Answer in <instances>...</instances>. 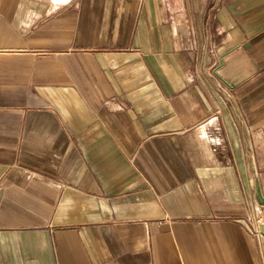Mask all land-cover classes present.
I'll return each instance as SVG.
<instances>
[{
	"label": "crops",
	"instance_id": "crops-1",
	"mask_svg": "<svg viewBox=\"0 0 264 264\" xmlns=\"http://www.w3.org/2000/svg\"><path fill=\"white\" fill-rule=\"evenodd\" d=\"M262 206L264 0H0V264H264Z\"/></svg>",
	"mask_w": 264,
	"mask_h": 264
},
{
	"label": "built area",
	"instance_id": "built-area-1",
	"mask_svg": "<svg viewBox=\"0 0 264 264\" xmlns=\"http://www.w3.org/2000/svg\"><path fill=\"white\" fill-rule=\"evenodd\" d=\"M250 229L256 239L262 244L264 240V232L262 230V223L264 222V206L260 207L255 215L248 218Z\"/></svg>",
	"mask_w": 264,
	"mask_h": 264
}]
</instances>
